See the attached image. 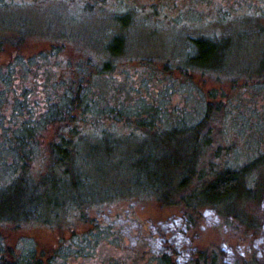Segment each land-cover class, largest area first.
Returning <instances> with one entry per match:
<instances>
[{"label": "rangeland", "instance_id": "rangeland-1", "mask_svg": "<svg viewBox=\"0 0 264 264\" xmlns=\"http://www.w3.org/2000/svg\"><path fill=\"white\" fill-rule=\"evenodd\" d=\"M26 1L20 8L0 6V89L17 90L4 98L0 126L9 127L5 119L11 117L13 103L23 98L27 88L28 114L41 120L48 114L47 97L56 101L60 92L74 93L81 83L80 89L88 88L98 99L93 117L103 119L107 135L118 140L129 132V122L114 121L117 113L98 117V109L126 107L144 116V107L153 104L157 109L181 108L189 121L203 120L206 115L200 134L210 138L211 144L199 148L196 164L204 175L227 153L231 161L233 157L236 162L245 161L264 146V0ZM114 35L124 37L126 45L122 54L111 57L105 45ZM196 36L220 42L221 54L209 65L218 69L186 64L190 38ZM104 62L109 70L101 69ZM71 116L40 130L27 170L31 178L49 172L51 142L66 138L75 144L86 130L95 133L84 125L88 117L83 111L74 109ZM74 160L72 155L68 165ZM128 178L127 172H110L99 187L111 190L101 206L90 203L81 212L63 207L55 211L60 213L58 218V214L49 217V212L45 217L27 216L24 221L1 220L0 237L12 250L19 243H32L45 264L72 233L93 231L94 223L105 224L109 218L113 228L96 238L93 254L70 256L68 264H149V251H165L173 264H184L191 246L195 259L199 252L221 251L231 264L236 260L238 264H264V192L258 201L241 205L244 220L232 215L227 222L202 206L195 212V227L188 228L185 206L163 202L150 191L131 193ZM196 178L187 191L198 182ZM176 248L180 251L175 256L171 252Z\"/></svg>", "mask_w": 264, "mask_h": 264}, {"label": "trees", "instance_id": "trees-1", "mask_svg": "<svg viewBox=\"0 0 264 264\" xmlns=\"http://www.w3.org/2000/svg\"><path fill=\"white\" fill-rule=\"evenodd\" d=\"M27 3L26 0H0V6L3 7L13 5L20 8ZM190 40L191 52L186 64L192 68L216 69L217 67L211 68L209 65L221 54L218 50L220 42L205 36L191 37ZM125 43L124 37L114 35L105 49L111 57H115L125 51ZM101 69L109 70L108 62H104ZM80 88L81 83L74 93L69 90H65L63 94L60 92L55 97L56 101H53V97H47L48 114L41 120H35L28 114L31 112V107H27L26 103L30 96L29 88L22 92V99L13 103L11 117L5 119L9 122V127L0 126V221L14 218L24 221L27 216L45 217L49 212V217L58 214V218L60 213L55 211L63 207H66V211L74 209L81 212L90 203L104 205L111 190L99 187L105 179L108 180L110 172H127L131 184L128 191L131 193L139 194L138 189L150 191L161 196L163 202L173 201L185 206L184 217L188 228L195 227V212L202 206L212 209L222 220L225 218L228 222L232 215L244 220L246 216L241 211V205L261 199L264 192V146L259 147L258 155L245 161L236 162L234 157L231 161V155L227 153L222 161L218 159L214 165L211 164L210 167H215L208 169L209 172L204 175V172L196 169V164L199 148L211 144L210 138L200 134L206 115L203 120L189 121L184 117L185 110L181 108H175V111L166 110L167 107L157 109L153 104L144 107V116L140 112L132 113L126 107L98 109L95 113L98 117L106 114L108 118L110 113H117L114 121L129 122V132L118 140L107 135L103 119L93 117L97 97L88 88ZM12 91L17 93L14 88ZM12 91L6 87L0 89V107L7 99V93ZM211 106L207 105V113ZM74 109L85 113L88 119L84 121V125L95 130V133L92 135L86 130L83 138L75 144L66 138L51 142L48 149L51 154L49 172L38 179L31 178L27 170L36 151L40 130L49 124L72 119L68 117H72ZM171 113L174 114L173 118H168L167 121L166 117ZM0 118L2 119L1 115ZM79 132L78 136L81 134ZM220 150L221 148L216 150L217 156ZM72 155L75 160L69 166ZM166 171H170V174L167 175ZM195 176L198 182L187 191ZM112 194L117 193L113 190ZM95 200L97 201L94 202ZM109 222L111 219L108 218L105 224L100 222L96 226L93 221V231L72 233L50 254L45 264H68L70 256L77 258L92 255L97 245L96 238L102 237L108 228H113ZM191 248L188 253L190 257L184 264H231L221 251L209 255L207 252H199L195 259L191 254L195 249ZM172 251L171 254L176 256L180 250L176 248ZM148 254L149 264H173L172 256L165 251L159 254L149 251ZM0 264L44 262L36 254L32 243H19L18 248L12 250L0 237ZM233 264H238V260Z\"/></svg>", "mask_w": 264, "mask_h": 264}]
</instances>
